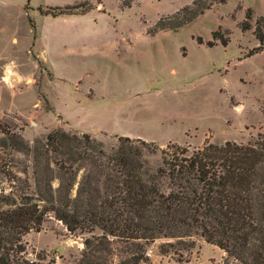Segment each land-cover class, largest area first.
Wrapping results in <instances>:
<instances>
[{"label": "rangeland", "instance_id": "rangeland-1", "mask_svg": "<svg viewBox=\"0 0 264 264\" xmlns=\"http://www.w3.org/2000/svg\"><path fill=\"white\" fill-rule=\"evenodd\" d=\"M193 1L135 0L121 8L122 0H0V122L30 144L60 129L88 133L105 148L116 137L200 148L245 145L264 134V50L247 56L258 47L264 0H198L203 11L194 20L149 34L160 17ZM72 5L91 9L57 17L38 10ZM247 8L252 19L242 32ZM215 31L226 46L213 39ZM7 63L15 66L13 87L1 82ZM147 157L153 168L160 163L158 150ZM86 237L48 218L26 236L28 257L44 251L70 264ZM168 242L148 247L149 264H234L200 238L178 255L160 253Z\"/></svg>", "mask_w": 264, "mask_h": 264}, {"label": "trees", "instance_id": "trees-1", "mask_svg": "<svg viewBox=\"0 0 264 264\" xmlns=\"http://www.w3.org/2000/svg\"><path fill=\"white\" fill-rule=\"evenodd\" d=\"M134 1L122 0L121 8ZM198 3L160 17L149 34L188 24L202 14ZM80 9L38 10L57 17L91 7ZM251 19L247 8L242 32ZM254 35L258 47L247 56L264 50L263 18L256 19ZM212 37L227 45L218 31ZM0 136V264H58L44 251L28 257L26 236L39 233L48 218L71 235L87 236L70 264H149L146 252L157 240L171 241L159 245L160 253L178 255L195 238L222 251L226 263L264 264V134L245 145L200 148L116 137L105 148L88 133L60 129L30 144L0 122ZM157 150L160 163L153 168L147 156Z\"/></svg>", "mask_w": 264, "mask_h": 264}, {"label": "built area", "instance_id": "built-area-1", "mask_svg": "<svg viewBox=\"0 0 264 264\" xmlns=\"http://www.w3.org/2000/svg\"><path fill=\"white\" fill-rule=\"evenodd\" d=\"M1 82L13 87L15 82V66L13 63H7L3 68V74L1 77ZM146 256H149V251L147 250Z\"/></svg>", "mask_w": 264, "mask_h": 264}]
</instances>
